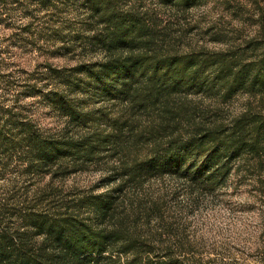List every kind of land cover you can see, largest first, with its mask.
Returning <instances> with one entry per match:
<instances>
[{
	"label": "trees",
	"instance_id": "obj_1",
	"mask_svg": "<svg viewBox=\"0 0 264 264\" xmlns=\"http://www.w3.org/2000/svg\"><path fill=\"white\" fill-rule=\"evenodd\" d=\"M204 1L65 0L12 36L63 64L0 96V180L19 177L0 193V264H228L194 217L231 178L264 201V54L190 43Z\"/></svg>",
	"mask_w": 264,
	"mask_h": 264
},
{
	"label": "rangeland",
	"instance_id": "obj_2",
	"mask_svg": "<svg viewBox=\"0 0 264 264\" xmlns=\"http://www.w3.org/2000/svg\"><path fill=\"white\" fill-rule=\"evenodd\" d=\"M54 3L64 7L65 0H0V59L8 63L5 74L14 82L8 91L0 85V96L6 95L8 101L22 91L24 74L34 71L35 65L46 57H51L56 64H63V60L52 56L47 43L40 44L28 38L27 45L22 48L18 41L11 39L31 25L32 28L46 25ZM67 10L72 11L71 8ZM187 13L190 43L204 44L211 50L233 47L247 55L264 54V0H205ZM38 45H42L41 48ZM96 58L97 54L84 56L87 60ZM21 62H26V70L22 73ZM23 101L29 106H41L42 119L51 123L48 108L38 98L26 93ZM93 178L94 173L90 172L76 176L75 180L85 183ZM12 180H19L16 169L0 180V193ZM68 181L72 183L73 179ZM255 195L251 182L239 186L231 178L214 200L204 201L194 217L197 222L202 219L207 222L209 243L218 246L221 260L228 264H264V220L260 217L264 201Z\"/></svg>",
	"mask_w": 264,
	"mask_h": 264
}]
</instances>
